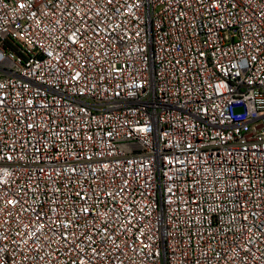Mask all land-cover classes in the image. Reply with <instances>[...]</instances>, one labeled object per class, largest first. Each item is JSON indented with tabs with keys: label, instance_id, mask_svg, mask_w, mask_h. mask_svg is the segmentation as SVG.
<instances>
[{
	"label": "built area",
	"instance_id": "built-area-1",
	"mask_svg": "<svg viewBox=\"0 0 264 264\" xmlns=\"http://www.w3.org/2000/svg\"><path fill=\"white\" fill-rule=\"evenodd\" d=\"M0 264H264V0H0Z\"/></svg>",
	"mask_w": 264,
	"mask_h": 264
}]
</instances>
